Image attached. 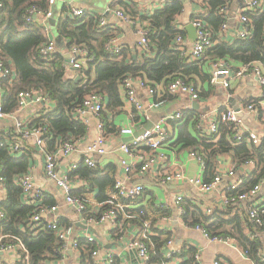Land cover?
I'll use <instances>...</instances> for the list:
<instances>
[{
    "label": "trees",
    "instance_id": "16d2710c",
    "mask_svg": "<svg viewBox=\"0 0 264 264\" xmlns=\"http://www.w3.org/2000/svg\"><path fill=\"white\" fill-rule=\"evenodd\" d=\"M202 2L205 3L202 8L207 7L209 10L206 13L193 14L190 19L203 21L217 33L225 21V15L219 14L218 9L224 7L226 2L224 0ZM0 3V60L5 67L14 72L12 81L7 78L0 81L1 87L6 90L1 100L2 110L6 113L14 112L19 91L28 89L40 91L51 106L42 108L30 125L43 129L47 138L46 147L50 151L62 142H77L87 135V125L76 118L75 109L91 91L106 99L99 117L107 133L115 132L114 124L108 122L107 117L112 112H119L124 105L120 89L124 88L123 81L127 77L140 78L152 88L162 85L164 88L160 93L164 98L169 97L170 82L179 78L185 84L193 86L199 98L209 96L214 87L209 84L208 66L211 61L221 59L234 69H237L238 64L247 65L254 62L264 70L262 43L264 10L245 12L252 24V34L249 38H237L231 43L217 42L206 48L200 58L191 60L186 55L185 42L182 44L184 50L179 49L174 43L177 36L185 39L186 33L179 28L176 21L183 10L181 0H166L161 7L144 16H139L134 10L127 11L130 17H139L145 22L147 28L150 51L138 52L135 58L130 55L128 47L121 46L117 52L107 47L116 34L109 26L103 29L97 27L100 18L97 14L84 11L82 15L73 16L69 10L63 9L61 13L52 17L57 33L67 41L66 47L69 50L73 48L87 50L84 64L76 69L80 79L75 80L74 75H68L60 52L47 56L39 52V47L49 40L44 31L46 23H41L38 17L33 19L28 12L33 6L42 17L48 10V0H0ZM124 8L126 10L127 6ZM205 83L209 85L208 89L204 88ZM260 101H262L260 98H251L247 103L255 104L261 113L264 106ZM134 119L139 120L138 117ZM198 121L189 111L183 113L181 119L172 121L173 129L177 130L174 143L181 144L183 148L193 147V152L202 156L205 173L210 176L215 170L218 154L229 153L238 165L253 161L255 169L240 185L239 191H247L257 184L264 174V136L259 137V145H248L234 139V132L227 130L223 124L218 126L220 136L217 132L211 133L210 136H202L196 129ZM190 128L197 133V137L191 135ZM217 136V141L212 142ZM1 142L0 176L6 188V197L0 201V208L4 212V217L0 219V236L5 243L20 241L26 250L28 261L22 259L18 264L59 263L65 257L63 242L52 229L31 227L29 217L38 206L23 203L21 188L14 181L16 175L27 172L31 154L28 150L20 154L12 153L13 143L8 145L4 141ZM69 176L85 182L83 187L72 192L74 197L80 198L84 203L85 210L82 216L99 218L110 206L107 202L114 191L115 166L88 167L80 163ZM119 202L125 206L117 213V221L121 226L119 234L130 224L136 225L141 231L144 221H150L152 224L165 214L159 207H154L150 200L145 204L126 199H120ZM133 204L138 206L134 207ZM40 205L51 204L42 200ZM229 206L222 209L215 207L210 214H206L199 206L182 201L181 216L186 224L203 227L209 236L232 238L243 253L251 255L253 261L260 263L258 252L263 249L261 237L264 235V225L255 226L246 216L231 215ZM60 225L68 226L71 223L61 219ZM153 232V235L145 238L140 233L137 236L148 248L150 258L146 263L162 264L165 259L162 257L161 248L170 240L171 235L164 230ZM94 249L92 243L79 237L78 263L93 264L91 254ZM195 253L191 248L187 258L180 264H194ZM113 264L121 263L114 257Z\"/></svg>",
    "mask_w": 264,
    "mask_h": 264
},
{
    "label": "crops",
    "instance_id": "0c3cea01",
    "mask_svg": "<svg viewBox=\"0 0 264 264\" xmlns=\"http://www.w3.org/2000/svg\"><path fill=\"white\" fill-rule=\"evenodd\" d=\"M166 0H54L53 12L58 15L63 9L70 11L71 8L82 9L87 12L95 13L98 17H104L107 20V25L115 32V37L119 40L121 46L128 47L130 50V55H137L140 52L138 48L139 34L135 21L139 23H144L139 17H130L127 13L128 10H134L138 12V15L144 16L151 14L156 8L161 7ZM203 0H181L183 4V10L180 15L177 16V25L179 28L184 29L185 25L192 23L190 17L198 13H206L209 10L207 7L202 8L205 3ZM226 5L224 6L225 21L227 28L225 33L233 32L238 28L237 13L245 5L248 0H224ZM127 6L126 10L124 7ZM120 10L124 14L128 15L131 20L124 21L114 14V11ZM219 12V10H218ZM221 14V13H219ZM55 18V17H54ZM49 19V18H48ZM45 21V34L49 40L55 43V34L59 35L52 27L51 23ZM56 19V18H55ZM185 45L186 52L191 50L193 43L190 42L188 38V33L185 30ZM65 41V49L63 51H58L61 54L70 53L73 55V49H68L66 47L67 41ZM221 40H217L220 42ZM56 46V43H55ZM57 49V48H56ZM112 50V49H111ZM186 53V55H187ZM79 58V55H75ZM82 58V56H81ZM222 61L221 59L216 60ZM85 62L80 61L79 65H83ZM215 62H209L208 71L211 70ZM226 63V62H225ZM254 63V62H253ZM258 65V63H254ZM64 65L67 68L68 75L75 76V80L80 79L78 70H71L69 64L64 61ZM242 64L236 65V67H241ZM14 79V75H13ZM12 79V80H13ZM11 80V81H12ZM85 80V78H84ZM205 89H208V84L203 85ZM212 93L207 97H199L198 99H192L190 94L176 92L175 94L168 93L169 97L165 98L163 105L158 107H149V104L153 103L160 94V90L164 87L162 85L155 88V93L149 94L145 90L141 89L136 82L133 83V88L135 90L136 96L140 103L143 105V111L138 110L133 104H131L125 97V89H120L122 100L124 105L119 112H112L108 114L107 121L114 124L115 132L108 133V138L106 140L105 150L106 153L96 157V165L100 168H105L108 165L115 166V180L126 178L123 175V170L119 165L121 158H126L129 164H132V170L129 174V183H140L143 185V192L139 199L134 201H139L142 204L147 203L149 200L154 207H159V210L165 211V214L158 218L154 223H152L151 230H164L169 232L170 244L168 242L161 248V254L165 261H169L170 264H180L183 262L191 248L195 250V256H199L200 264H212L214 259H220L227 264H250L249 261L244 256V253L237 247L235 241L232 239L229 243L224 242H210L207 237L200 230H196L193 226L186 224L181 216V212L178 210L174 203V197L176 195H183V203H192V205L199 206L203 211L206 209L212 210L217 208H224L228 205L223 204L224 194L227 192L228 185L234 179H241L243 182L246 181L252 171L255 169V164H236L231 155L228 154H218L216 157L215 169H220L224 171L233 170L234 175H228L224 173L219 184L209 192L202 193L195 187L189 185L186 180L184 181H170L162 183V179L165 175L171 174L175 170L181 171L184 178L194 176L201 168V164L197 159L191 156V152L194 151L193 147H181V144H175L177 138V130L170 126L172 131V139L167 144L166 151L167 160L164 162H158L152 165L147 172L140 175L138 168L140 166V161L135 159L133 156H127L125 153L119 150V146L122 143H126L132 139L129 135L121 134L120 130L122 128H133L134 132L142 129L147 122H151V126L159 119L167 116L173 115L176 111H187L191 112L194 118H197L199 124H196V129L199 135L210 136L211 133L208 132V126L210 122L216 118V113L223 110L225 107H238L247 103V100L251 98H260L264 104V87H261L254 76L247 75L238 82L233 80L229 88L223 87L221 84L217 83L213 85ZM6 94V90L0 85V103L3 95ZM106 101V99L104 98ZM49 102L31 103L17 111L15 113V119L19 121L22 125L31 126V121L38 115V112L44 107H50ZM15 111V110H14ZM194 112V113H193ZM134 117H138L139 120H135ZM243 118V117H242ZM15 119L12 118H0V141L1 143L10 145L20 143L21 149L18 151L19 154L28 150L31 154L30 165L27 172L29 173L35 186L42 189L43 191V201L47 204L55 205L57 207V212L60 216V220H65L74 226V231L72 238L84 237L86 234H91L95 238H98L101 245L98 249L97 254V264H103L108 253H114L121 264H147L142 263L138 257L137 250L129 247V243L132 241L139 240L140 229L134 224L128 225L121 234L119 230L121 226L113 230L111 229L110 223L103 221L96 224H85L81 217L78 215L76 210L64 201L63 193L55 185V183L49 179L44 171V160L40 153L38 147L35 144L34 138L32 136L20 137L16 130L13 129L15 125ZM83 121L87 125L88 132L87 135L75 142V149L67 156L60 155L58 157L57 167L58 172H63L71 165L74 161H78L83 153V149L87 144H89L95 135L97 118L91 113L86 112L83 115ZM197 123V122H196ZM222 125V124H219ZM218 125V126H219ZM243 125L249 131L255 132L259 137L264 136V119L262 116H257L255 114H248L243 118ZM150 126V127H151ZM14 132L16 135H14ZM133 132V134H134ZM190 133L193 137H197V133L190 128ZM221 132L218 129L217 135L220 136ZM218 136L212 140L216 142ZM250 145V144H249ZM195 148V147H194ZM144 150V149H143ZM215 170L210 175L205 173L204 170V180L210 181L214 176ZM75 188H81L85 185V182L80 178H74ZM6 197V188L4 183H0V201ZM264 200V184L260 186L258 191L252 197L239 201L235 204L229 206V211L231 215H239L244 217L248 214L250 207L253 204H260ZM181 201V207H182ZM141 204V205H142ZM134 207L138 206L132 205ZM183 209V208H182ZM206 214H210L207 213ZM153 217V216H152ZM152 221V219H151ZM91 228V229H90ZM154 233V232H153ZM264 251V235L261 237ZM174 250L175 253L171 257H167L169 251ZM65 257L58 264H76L73 260L77 258L78 253L71 248V240L67 242V247L64 249ZM22 249L16 246L14 249L6 251L0 255L1 264H18L22 259ZM160 264V263H158Z\"/></svg>",
    "mask_w": 264,
    "mask_h": 264
},
{
    "label": "built area",
    "instance_id": "2783aa9c",
    "mask_svg": "<svg viewBox=\"0 0 264 264\" xmlns=\"http://www.w3.org/2000/svg\"><path fill=\"white\" fill-rule=\"evenodd\" d=\"M200 1V0H198ZM53 4L54 0H48V10L46 13L41 17V14H39V11L35 7H31L29 9V16H32L33 19L39 18V21L41 23H45V21L48 18L53 17ZM1 6V3H0ZM219 12H224V7H219ZM264 10V0H248L245 5L238 11L237 13V22H238V28L234 30L233 32H228V34L225 33V30L227 28L226 23H223L220 30H218L217 33L213 32L212 29L206 26V24L199 20L195 19L192 21V25L196 28V35L197 39L193 43V46L191 50L187 53L189 59L195 60L201 57L203 52L206 48L211 47L215 43H217V40H221L224 43H231L237 38L241 39H247L252 34V24L251 21L248 19V17L245 15L246 11L251 12H258ZM69 13L73 16L82 15L84 13V10L82 9H74L71 8ZM114 14L118 16L120 19L124 21H130L131 18L124 14L120 10L114 11ZM29 19V17H27ZM135 25L137 27V31L139 34V40H138V48L140 52H149V41L147 39V28L146 23H139L135 21ZM107 20L104 17H100L97 22L98 28H106ZM220 41V42H221ZM184 40L181 36H177L175 38V45L181 50L183 49ZM262 43L264 46V31H263V37H262ZM107 47L109 49H112L113 52H117L121 44L119 40L115 37L112 38ZM39 52L44 55H51L55 52H57L56 46L54 41L48 40L45 44H42L39 47ZM73 53H71L73 56L70 57L69 65L72 67L78 68L79 62L86 60V54L87 50L74 48ZM81 55L79 58H77L75 55ZM68 65V66H69ZM14 72L3 65V63L0 60V81L4 78H7L9 81L13 79ZM247 75H252L256 78L257 83L263 87L264 86V70H262L258 65L251 63L247 65H242L241 67H237V69L232 68L228 63H225L224 61H217L213 64L211 70H210V78H209V84L210 85H216L217 83L221 84L225 88H229L231 85V82L233 80H236L237 82L240 79H243ZM136 82L138 86L148 92L150 95L155 93V88H152L150 85H148L144 80L140 78H130L127 77L123 81V85L125 88V97L126 99L133 104L138 110L143 111V105L138 100L135 90L133 88V83ZM1 85V83H0ZM168 92L170 94H175L176 92H182V93H188L190 94L192 99H198V93L191 85L185 84L181 79L177 78L170 82L168 85ZM40 102H48L46 97L43 96V94L36 90V89H28V90H22L19 91L17 94V108L12 113H6L2 110V104L0 103V118H12L15 119V113L17 111L31 103H40ZM165 102V98L162 97V94L160 93L158 97L156 98L153 103L149 104V107H158L160 105H163ZM105 104L104 98L98 94L95 91H91L87 93L80 106H78L75 109V115L76 118H79L83 123V115L88 111L91 112L96 118H97V124H96V132L94 135L93 140L85 146L83 149V153L81 158L78 161H74L71 163L70 166L67 167V169L63 172H58L56 169L58 157L60 155L67 156L69 155L75 148V142H69L65 141L60 144H58L53 151H50L46 147V141L47 138L44 136V131L40 126H25L22 125L19 121L15 119V125L14 129L16 130V133L20 137H27L32 136L34 138L35 144L38 147L40 153L43 156L44 160V171L46 176L51 179L55 185L61 190L63 193L64 201L71 205L78 215L81 217L82 221L85 224H96L103 221H107L110 223L111 229L116 230L120 227L119 222L117 221V213L120 209H124L125 206L120 204V199H126V200H137L141 197L143 192V185L136 182V183H129V174L132 170V164H129L128 160L126 158H121L119 161V165L123 170V175L126 178L123 179H116L113 187V192L110 196V200L107 202L110 206L109 208L104 211L99 218H91V217H83L82 214L85 210V206L83 201L78 198L74 197L72 195V192L76 186L75 180L69 176V173L76 168V166L80 163H83L84 165L88 167H94L96 165V157L103 155L106 153L105 145L106 140L108 138V133L106 132L104 128V124L100 120V112L103 109ZM261 105L264 106L262 102H260ZM239 112L242 113V115L247 116L248 114H255L262 116L264 119V108L259 112L257 106L253 103H245L242 105H238L237 107ZM236 110L231 107H225L223 110H220L216 113V118H214L210 125L208 126V132L209 133H215L218 132V125L223 124L227 130H232L234 132L233 138L237 141L245 142L248 145H259L260 144V138L259 135L255 132L249 131L247 128L243 125V118L236 116ZM183 111L179 110L176 111L173 115L163 117L159 120H157L150 128L145 129L140 135L137 137H132L133 135V128L127 127L122 128L120 130L121 134L129 135L132 137L131 140H129L126 143H122L119 146V150L123 153H125L127 156H133L135 159H138L140 161V166L138 168V172L140 175H143L145 172L148 171V169L158 162H164L167 160V153L166 147L167 144L172 139V131L170 128V124L172 121H177L182 118ZM21 149V145L19 142L11 145V151L12 153H17ZM144 149V150H143ZM192 157L198 160V162L201 164L200 170L192 177H189L187 179L184 178L183 174L179 170H175L171 174L165 175L162 179V183L170 182L172 180L174 181H184L195 187L197 190H199L202 193L209 192L210 190L214 189L219 182L222 179V176L224 173H227L228 175H234L233 170L224 171L220 169H215L214 176L210 181L204 180V160L202 156L199 153L191 152L190 153ZM246 164H251L254 166L253 161H246ZM15 184L18 185L21 188V198L24 204L26 205H36L38 206L37 210L33 212V214L29 217V223L31 227L33 228H48L55 231V234L57 238H59L63 242L64 249L67 247V242L71 240V248L74 249L77 252V243L78 238H72V234L74 231L73 225H60V216L57 212V207L55 205H40L41 201L43 200V191L40 188H37L35 186V183L33 181L32 176L29 173H23L16 175L14 178ZM0 183H3V178L0 176ZM243 183L241 179H234L229 185L227 192L224 194L223 197V204L224 205H232L239 201L246 200L258 191L260 186L264 184V174L259 179L258 183L255 184L252 188H250L247 191L240 192L239 187ZM183 199V195H176L174 197V203L177 206L178 210L182 213L183 209L181 207V201ZM117 201V202H116ZM207 213H211L210 209H206ZM4 217V212L0 208V219ZM246 218L250 223H253L255 226H261L264 225V200L260 204H253L248 214L246 215ZM151 223L150 221H144L141 234L142 237L145 238L147 236L153 235V232L151 230ZM196 230H200L205 237L208 238L210 242H224L229 243L232 239L229 237L222 238L220 236H209L205 229L201 226H194ZM252 235V234H250ZM256 236V234L254 235ZM81 237V236H80ZM86 242L92 243L95 246V249L93 250L91 254V259L93 264H97V254L98 249L101 245L98 238H95L91 234H86L84 237ZM172 241L169 240L168 244H170ZM16 246L21 247L24 261H28V255L20 241L15 240V242H9L5 243L3 242L2 237L0 236V253L9 251L11 249H14ZM129 247L134 248L137 250L138 257L142 263H146L149 260V252L147 246L139 241H132L129 243ZM175 253L174 250L169 251L167 254V257H171ZM258 255L260 257V263H256L253 261V258L249 254H245L244 256L247 259V261L250 262V264H263L264 263V251L259 250ZM114 253H108L106 256V259L103 264H113L114 259ZM1 264V262H0ZM44 264H58V263H52V262H44ZM162 264H170L169 261H165ZM194 264H200L199 256H195ZM212 264H227L220 259H214L212 261Z\"/></svg>",
    "mask_w": 264,
    "mask_h": 264
},
{
    "label": "water",
    "instance_id": "95a60500",
    "mask_svg": "<svg viewBox=\"0 0 264 264\" xmlns=\"http://www.w3.org/2000/svg\"><path fill=\"white\" fill-rule=\"evenodd\" d=\"M48 22L51 23L52 25H54L53 23L55 22L54 19L51 17L48 19ZM184 29L187 31L188 33V38L190 40V42H195V40L197 39V35H196V28L192 25V23H188L187 25H185ZM63 55V58H64V61L69 64V60H70V53H65V54H62ZM133 58H135V55L133 56ZM69 68L71 70H75L76 68L75 67H72L71 65H69ZM77 80V79H76ZM234 109L236 110V116L238 117H243L245 118L244 115H242L241 112H239L238 108L237 107H234ZM151 126V122H147V124L140 130H137L134 132L133 134V137H137L138 135H140L145 129H148L150 128ZM91 229V228H90ZM1 255V253H0Z\"/></svg>",
    "mask_w": 264,
    "mask_h": 264
},
{
    "label": "rangeland",
    "instance_id": "374dc122",
    "mask_svg": "<svg viewBox=\"0 0 264 264\" xmlns=\"http://www.w3.org/2000/svg\"><path fill=\"white\" fill-rule=\"evenodd\" d=\"M52 27H54V26H52ZM54 30H55V28H54ZM55 43H56V48L58 51H60V50L63 51L65 49V41H64V38L62 36L55 34ZM71 261H74V263L79 264L78 258H74Z\"/></svg>",
    "mask_w": 264,
    "mask_h": 264
}]
</instances>
